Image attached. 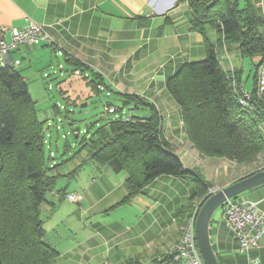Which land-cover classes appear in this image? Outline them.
<instances>
[{"label":"crops","instance_id":"obj_1","mask_svg":"<svg viewBox=\"0 0 264 264\" xmlns=\"http://www.w3.org/2000/svg\"><path fill=\"white\" fill-rule=\"evenodd\" d=\"M251 3L264 20V0ZM193 20L188 0H0V36L6 43L10 42L11 29H21L29 21L43 25L52 39L38 46L21 44L9 52L8 67L22 76L27 88L29 82H39L36 75L51 67V56L56 55L64 62H57V67L62 66L60 77L72 74V63L76 62L88 68V76L90 71L99 75L89 77V81L97 85L101 80L111 89L101 86L107 95L114 91L148 97L163 119L166 142L183 166L198 171L206 181L212 175L204 168L216 165L220 169L218 177H213L224 182L215 188L218 190L246 174H235L223 158L199 154L187 138L178 106L165 90L167 79L184 63L205 59V39L217 43L213 27L206 24L201 32L193 27ZM216 47L223 71L236 76L235 81L249 92L255 83L254 64L261 61L260 57L243 56L237 45ZM250 79L253 82L248 85ZM84 82L88 86V81ZM60 93L69 97L65 90ZM86 163L89 168L79 175V187L73 192L66 190L67 195L80 194L78 202L66 196L59 200L56 193H51L48 199L55 203L54 209L47 204L41 206L46 233L45 225L51 228V221L62 224L66 218L71 221L69 230L74 236L54 245L48 243L59 253L50 264L161 263L190 217V211L181 215L194 194L193 186L180 178L162 176L131 202L121 204L126 196V172L116 163ZM233 199L256 202L264 210V186ZM58 212L60 220H55ZM209 240L220 264H264V236L258 247L241 253L222 220L221 210L210 219Z\"/></svg>","mask_w":264,"mask_h":264},{"label":"trees","instance_id":"obj_2","mask_svg":"<svg viewBox=\"0 0 264 264\" xmlns=\"http://www.w3.org/2000/svg\"><path fill=\"white\" fill-rule=\"evenodd\" d=\"M188 4L195 29L202 32V27L208 24L218 34L216 44L237 45L243 56L260 57L261 61L254 64L255 83L249 91V104L253 109L239 105L238 97L245 90L235 81L236 76L223 71L216 44L206 39L205 59L184 63L167 79L165 90L180 110L187 138L200 154L251 164L264 153V99L256 95L257 69L264 62V20L251 0H188ZM72 64L73 75L76 70L82 75L88 72L84 65ZM94 73L90 71L89 76L78 77L88 81L87 85L95 92L104 87L111 90L101 80L92 85L89 77L99 78ZM113 93L120 97L122 104L115 107L117 117L105 115L103 124L96 122L83 130L79 145L86 152L85 161L99 165L116 163L126 172V196L121 204L131 202L159 177L173 176L187 181L193 186L194 194L181 218L189 211L191 215L193 200L201 197V205L211 195H207L210 184L198 171L186 169L166 142L163 119L153 101L145 96ZM61 95L64 106L54 103L51 109L55 115L61 114L62 109L68 120L67 113L71 112L68 108L71 104L76 106L77 102L71 103L69 97ZM130 109L146 110L148 115L131 116L125 112ZM122 111L129 114L131 120L123 121ZM46 123L47 120L38 118L35 102L22 76L11 67L1 68L0 264H50L59 255L45 241L41 206L47 204L53 210L55 203L48 195L56 193L61 200L67 193L66 188H55L60 164L53 158ZM68 123L72 129L73 120ZM72 132L75 139L81 135L80 130ZM46 149H49L48 158ZM155 264L179 263L167 255L161 263Z\"/></svg>","mask_w":264,"mask_h":264},{"label":"rangeland","instance_id":"obj_3","mask_svg":"<svg viewBox=\"0 0 264 264\" xmlns=\"http://www.w3.org/2000/svg\"><path fill=\"white\" fill-rule=\"evenodd\" d=\"M57 62H60L64 65L63 59L61 57L52 55L51 56L52 66L48 67L47 69H44L42 73L37 74L36 76L39 77V82H34V81L29 82L28 89L29 92L31 93L33 101L35 102L38 118L40 120H47V123L45 125V130L47 131L46 133H48L51 136L50 140L52 143V151L55 155L53 158L55 159V161H57L60 164V166H58L59 167L58 173L60 174V177H58L57 179L55 188L56 190L60 188H66V190L73 192V190L76 189L75 187L76 186L79 187V185L81 184L78 178L79 175L83 172L87 173L86 171L89 168V166L87 165L88 163L85 164L86 152L81 150V146L79 145L81 138L84 136L82 134L83 130L87 129L90 126V124H94L96 122H98L99 124H103L102 118L105 115H107V118L112 117V115L107 114L104 111L105 106L107 104H112L117 108L121 107L122 104L120 98L115 94L109 93V95H107L106 93L108 91L105 88H103L101 91L96 93L90 87L85 85L83 79L79 77H75L70 72L67 73L64 77H60V72H59V68L57 67ZM25 65L26 63H24L22 67H20L18 70L22 72L23 68H25ZM243 81H245V78ZM252 82L253 80L250 79L248 85H251ZM251 88L252 87H250L249 89ZM64 90L67 92V95L69 96L71 103L73 101L77 102L76 106H73L72 104L69 106L68 109L71 112L67 113L68 120L64 118L65 112L62 109H61V114L59 115H55L53 113V110L51 109V106L54 103L60 105V107L64 106L65 101L60 93V91H64ZM79 99H82L83 102L77 101ZM125 112L126 113L129 112L131 116L148 115V112L146 110H141V109H130L129 111H125ZM69 120H73L74 125L72 129L68 125ZM47 124H49L50 127L47 128ZM57 125L59 127L58 133L56 132V128H55V126ZM72 130L81 131L80 133L81 135L79 136L78 139H75L73 134L74 132H72ZM64 137H66V139ZM45 151H46V158H48L49 149H46ZM204 157L218 159V157H210V156H204ZM229 161L231 160L225 159L224 161L227 164V168L231 166L234 173L235 174L237 173V175L246 174V176H249L264 169V153L258 155L255 161H253L251 164H240L238 162H234V161L229 162ZM204 169L206 172H209L210 175H212L211 176L212 179L210 181H207L210 184V188L207 194L209 195L214 193L216 191L215 188L217 186H220L224 182L219 181L218 178L213 180V177H215V175H217L218 177V173L220 170L216 165L208 166ZM229 169L227 173H229ZM61 171H63V173H61ZM202 173H204V171ZM48 196L50 197V195ZM200 200L201 197L195 198L193 200L194 206H192V208L193 211L196 209V215L199 212V211L197 212V210L201 202ZM202 204L200 205V207L202 206ZM220 210L221 207L217 208L213 213V216ZM60 215H61L60 212H58L55 216V220L57 219L60 220L59 218ZM63 221L64 223L61 222L62 224L56 223L55 221H51L53 223L50 224L51 228H49V225L48 226L45 225L48 229V232L46 233V237L48 241L45 238V241L47 243L54 245L56 242L57 243L63 242V239L66 240L68 238L74 237L69 230L71 221L67 220L66 218Z\"/></svg>","mask_w":264,"mask_h":264},{"label":"built area","instance_id":"obj_4","mask_svg":"<svg viewBox=\"0 0 264 264\" xmlns=\"http://www.w3.org/2000/svg\"><path fill=\"white\" fill-rule=\"evenodd\" d=\"M1 28V32H4ZM52 39L41 24L29 21L21 29H11L10 42L6 43L0 36V69L8 67L6 58L11 50L16 49L21 44L38 46L43 43H51ZM59 54H61L59 52ZM61 71L62 66L58 65ZM75 76L87 77V73L81 74L79 70L74 72ZM46 76V75H45ZM258 98L264 99V62L257 69V91ZM249 92H244L238 97L239 105L244 108L253 109L250 104ZM115 107H105L107 114L117 117ZM122 120H131L124 111L121 113ZM58 128V127H57ZM53 156V153H50ZM66 198L71 202H78L81 199L80 194H68ZM222 220L225 226L232 232L238 242L241 253L248 252L258 247L260 239L264 236V210L258 207L256 202L226 200L222 206ZM196 209L190 217L184 222L181 236L178 242L169 249V255L174 262L179 264H204L199 253L195 238Z\"/></svg>","mask_w":264,"mask_h":264},{"label":"water","instance_id":"obj_5","mask_svg":"<svg viewBox=\"0 0 264 264\" xmlns=\"http://www.w3.org/2000/svg\"><path fill=\"white\" fill-rule=\"evenodd\" d=\"M261 186H264V169L216 190L204 201L195 221L196 244L204 264H220L209 240V223L215 210L226 200Z\"/></svg>","mask_w":264,"mask_h":264}]
</instances>
